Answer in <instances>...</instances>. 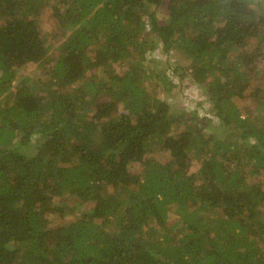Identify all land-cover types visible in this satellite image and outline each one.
<instances>
[{"label": "trees", "instance_id": "trees-1", "mask_svg": "<svg viewBox=\"0 0 264 264\" xmlns=\"http://www.w3.org/2000/svg\"><path fill=\"white\" fill-rule=\"evenodd\" d=\"M0 264H264V0H0Z\"/></svg>", "mask_w": 264, "mask_h": 264}, {"label": "rangeland", "instance_id": "rangeland-1", "mask_svg": "<svg viewBox=\"0 0 264 264\" xmlns=\"http://www.w3.org/2000/svg\"><path fill=\"white\" fill-rule=\"evenodd\" d=\"M51 12H52V9H51V2H50V7H48L46 9V12L43 13V19H42L43 24L42 25L45 27V29L50 31V33L48 34V40H49V43L52 45L51 53H54V51L57 50L59 48L60 44L62 43L64 36L62 34H58L59 31H62V28L59 27L58 29H56L52 20L49 21V19H50L49 15ZM158 16L161 20L166 19V17H167L166 10L160 9L158 11ZM145 17L147 18V22H149V17L148 16H145ZM150 37L151 38H149V39L154 40V34H152ZM254 42H255V40L253 41L252 45L256 44V43L254 44ZM162 45L163 44L160 43V41H159L158 45H157L158 49H155L154 51H149L147 53L145 62L150 68L155 67V68L162 69V70H164L166 68L165 70H167V73L171 75V77L174 80V82L176 83V85L173 87L174 89L170 94L163 91V88L160 87L159 90H157L158 95L162 99H166V100H168L169 103H171L173 113L181 112L183 110H188V109H195L199 102L204 103L203 104L204 106L207 105L206 99H207L208 95L205 92L204 88L197 85L192 80V76H191L192 73L191 72H189L190 73L189 76L181 78L179 75L181 73H183L182 70L178 71V74L174 75V74H172V72L169 69H167V68H171V67L172 68L176 67L178 65L180 67L183 66L185 68L188 65V63L183 58H181L180 55L174 50H171L170 52H165L163 50ZM125 65H126V63H125ZM121 67L123 68V65L116 66V69L118 71L123 72V69ZM19 74L30 76L36 80L40 76L44 77L43 75H41L40 69H39L37 64H31V65L23 67ZM7 102H9V99H7ZM202 106H200V105L198 106L199 116L203 115V114H207L209 112L207 110L205 111L202 108ZM36 140H37V138L35 137V139L33 140V142H34L33 145H35V146L37 145V143H35ZM252 142H254V141H252ZM162 161H166V157H163ZM196 165H194V167H196ZM133 168L136 171L141 170V167L137 164H135L133 166ZM262 177L263 176L259 175L256 178H262ZM172 211L173 210L170 211L171 212L170 215H171V217H175L176 214ZM74 212L79 214L78 210L73 211V209L71 207H67V213H68L67 216L68 217L65 220L69 221L72 218H74V214H72Z\"/></svg>", "mask_w": 264, "mask_h": 264}]
</instances>
